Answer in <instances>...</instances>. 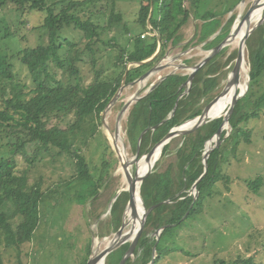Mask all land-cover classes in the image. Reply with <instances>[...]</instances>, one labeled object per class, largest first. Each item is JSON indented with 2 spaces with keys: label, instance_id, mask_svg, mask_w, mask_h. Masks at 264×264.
I'll use <instances>...</instances> for the list:
<instances>
[{
  "label": "trees",
  "instance_id": "1",
  "mask_svg": "<svg viewBox=\"0 0 264 264\" xmlns=\"http://www.w3.org/2000/svg\"><path fill=\"white\" fill-rule=\"evenodd\" d=\"M101 1L0 0V14L9 3L14 4L16 10L21 11L22 14L32 10L45 12L46 16L41 28H44L50 37L48 45L24 47L9 54L1 50L2 41L13 36L14 31L12 32L10 25H7L4 36L0 31V136L6 138L12 135L16 140L13 143L17 147L16 150L26 155L28 145H34L36 149L34 154L41 152L40 150L50 153L56 148L58 154L72 157L76 171L67 184L69 187L73 182L81 183L77 196L84 202L100 192L106 183V189L109 190L112 183L110 176L115 168L113 171H107L103 167L102 170L105 172L97 173L96 177L90 170L84 150L102 132V113L119 89L124 75L127 73L126 83L129 84L151 69L155 62L165 56L171 45L177 46L180 43L183 39L181 29L192 16L202 20L200 26L197 25L194 37L197 38L196 43H203L206 50L218 45L230 33L234 23V18H231L221 32L210 39L221 28L222 22L212 12L199 10L200 0H141L137 22L148 31L146 26L153 6L150 23L158 35L149 39L142 38L141 34L133 37L130 41L131 47H119V53L114 60L115 70L106 75L97 72L94 80L86 84L77 65V61L81 60L80 55H71L75 45L68 41L70 49L67 51V57L60 56L59 51L64 47L63 41H60V30L64 26H74L83 31L88 39L87 48L91 51L92 63L95 65L97 52L93 44L101 40L99 30L103 27L93 20V15L102 12L94 9ZM111 14L113 16L110 15L109 25L114 21L119 22L122 18L121 14L114 13V8ZM263 26L264 23L255 33ZM255 33L251 34L247 41L251 48V41L254 38L256 42L258 41ZM258 43L260 47L251 50L249 89L238 101L230 118L232 134L238 136L249 134L241 130L240 124L246 121L245 119L258 114L257 110L244 112L242 107L243 100L253 92L264 73L263 38ZM160 44V53L154 61L130 67L128 70V63H139L151 58ZM189 46L190 44L184 45V49ZM226 50L227 48L223 49L196 73L188 93L183 95L186 89L184 83L189 77V73L183 70L169 74L155 89L144 94L130 106L126 116V132L134 150H137L141 133L150 127L142 138L140 156L147 154L171 129L189 119H194L203 112L205 105H208L214 97L213 90L219 86L226 68L237 56L235 51L221 63L219 58ZM48 51L53 52L60 61L61 67L68 72L67 81L53 75L44 67L41 58ZM15 59L20 61L23 69L25 66L28 70L30 82L19 78ZM189 61L190 59H185L184 62ZM202 100L205 105H201ZM177 101V110L174 116L169 118ZM262 105H264V93L256 100L257 108ZM222 120L223 116L208 120L196 130L172 138L164 146L160 159L156 161L151 174L145 178L141 186V194L147 209L157 204L158 206H155L147 216L145 230L136 248V259L132 261L130 257L126 264H150L155 245L156 253L152 264H158L167 253L175 251L176 244L169 239L174 238L176 230L187 219L202 210L212 185L227 178L220 173L219 168L224 144L231 136L226 137L227 133L223 131L224 143L210 153L208 171L198 183L197 199L194 200V195L190 194L192 186L205 170L203 160L206 143L217 133ZM154 126L156 128H152ZM109 148L114 154L112 147ZM171 152L175 154V163L161 171L163 160ZM17 166L18 162L14 155H0V238L4 237L7 246L19 248L25 242L31 241L35 235L40 223V204L44 199V192L39 183L30 185L27 172L19 174ZM257 181L258 179L254 182ZM111 191L112 197L119 192L118 189ZM99 199L95 198L90 205L95 207ZM167 200L169 202H165ZM128 202L129 192L122 191L113 203L110 214L101 220L102 223L118 230ZM93 215L96 218L101 216L95 213ZM163 225L168 226L162 231L160 239L158 240L157 237L150 239L149 228ZM129 246L130 242L122 244L108 255L107 261L112 259L118 264ZM116 251L118 254L113 257ZM87 262L88 259L83 264ZM221 264L228 263L221 261ZM231 264L263 263L257 262L250 256Z\"/></svg>",
  "mask_w": 264,
  "mask_h": 264
},
{
  "label": "rangeland",
  "instance_id": "2",
  "mask_svg": "<svg viewBox=\"0 0 264 264\" xmlns=\"http://www.w3.org/2000/svg\"><path fill=\"white\" fill-rule=\"evenodd\" d=\"M200 1L199 10L212 12L222 22L221 28L210 38L213 39L231 18H234L233 28L234 24L245 15L255 0ZM186 5H189L188 2ZM140 6L141 0H102L94 7L97 11L101 10L102 12L94 14L93 20L103 27L99 30L101 40L93 44L97 52L95 65L92 63L91 51L87 48L88 39L85 33L74 26H64L60 30V41L64 43V47L59 51L60 56L62 58L67 57V51L70 49L69 42L75 45L71 55H80L81 60L77 61V65L86 84L94 80L97 72L103 75L113 72L115 70L114 60L116 54L119 53V47H131L130 41L133 37L141 34L142 38L149 39L151 36L158 35L149 23V18L146 26L148 31H145L142 25L137 22ZM113 8L114 13L121 14L122 18L119 22L114 21L109 25L110 15L113 16L111 14ZM45 16V12L38 10L26 11L22 14L21 11L16 10L14 4H7L3 13L0 14V31L1 35L4 36L7 25H10L14 35L12 34L13 36L2 41L1 50L13 54L24 47L48 45L49 33L41 28ZM201 23L202 20L195 19L194 16L188 20L181 29L180 33L183 39L180 43L177 46L171 45L166 55L155 62V65L165 64L167 66L146 80L148 83L146 81L126 83L118 101L106 113L105 120L108 129L102 123V132L85 148L84 154L93 175L97 177V173L105 172L102 170L103 167L107 171H113L115 168L110 176L112 183L109 190L106 189V183L100 192L84 202L77 196L81 183L73 182L69 187L67 184L76 171L72 157L67 154H58L56 148H53L50 153L40 150L41 152L34 154L36 150L34 145H28L26 155L16 150L17 147L13 145L16 140L12 135L6 138L0 136V155H14L18 162V173L22 174L26 171L30 185L39 183L44 192V199L40 204V223L33 239L18 248L7 246L4 237L0 238V264H83L86 259L89 261L92 254L107 247L109 241L115 237L116 232L120 229L115 230L101 221L112 210L111 203L114 197L111 195V189H118V191L124 189L123 191H126L128 186L124 169L114 150L111 137L112 134H115L120 111L124 104L137 92L139 96H143L152 84L170 72L185 70V72L190 73V69H182L179 66L181 64L193 66L209 53L210 50L204 49L203 43H196L197 38L194 37L197 25L200 26ZM256 23L253 22L251 26L253 27ZM256 29L251 34L255 33ZM261 29L255 33L258 41L262 38L264 41V26ZM238 41L235 38L225 47L227 48L226 52L219 58L221 63L226 61L233 52L236 51L238 54L240 43ZM258 41L256 42L255 38L251 41L250 45L253 49L260 47ZM186 44H190V46L184 49ZM262 45L264 48V43ZM252 48L246 43L244 69L241 71V82L246 84V89L247 87L249 89L250 86ZM185 59H190V61L186 63L184 62ZM41 60L44 67L53 75L67 81L68 72L61 67L60 61L52 51L44 54ZM235 61L236 58L226 68V73L222 76L219 86L213 90L214 97L212 100L223 93ZM15 62L19 78L30 82L31 78L26 67L23 66V69L18 59H15ZM139 64L138 62L128 63V67L139 66ZM246 89L247 93L248 89ZM237 90L241 91L240 85ZM262 93H264V73L253 92L242 103L244 112L258 111L257 115L245 119L246 121L240 124L241 130L249 134H241L240 136L232 134L230 123L224 129L227 133L226 137H231L224 144L219 171L227 178L212 185L202 210L187 219L176 230L174 238L169 239L176 244V250L167 253L158 264H221V261L231 264L238 259H245L250 256L254 257L257 262L264 264V105L256 107V100ZM200 103L205 105L203 100ZM226 103L225 97H222L213 108L220 109ZM231 103L232 101L222 113L225 114ZM129 108L120 122V134L121 144L125 146L126 158L130 161L128 167L132 173H135L140 169V166L145 165L142 158L146 154L138 157V166L131 162L136 157L137 150H134L133 145L129 143L126 132V116ZM2 134L6 135L4 132ZM215 143L212 141L213 145ZM223 143L224 140L221 145ZM109 147H112L114 154L111 153ZM107 149L109 150L107 151ZM160 157L161 150L160 155L154 160H159ZM175 161V154L169 153L163 160L160 170H165ZM257 179L258 181L254 182ZM190 194L195 195L196 191L192 188ZM95 198L100 199L95 207H92L90 204ZM89 211H93V213H89ZM94 213L95 215L101 214V216L96 218ZM127 213L128 204L120 225L121 227L124 221L128 223L124 228V233L132 229L133 223L136 227L138 226V223L129 221ZM158 228L155 226L149 228L148 236L150 239L157 237ZM127 242L131 243V239ZM117 254V251L114 252L113 257ZM107 257L104 264H116L112 259L107 261ZM135 259L136 256H132V261Z\"/></svg>",
  "mask_w": 264,
  "mask_h": 264
},
{
  "label": "water",
  "instance_id": "3",
  "mask_svg": "<svg viewBox=\"0 0 264 264\" xmlns=\"http://www.w3.org/2000/svg\"><path fill=\"white\" fill-rule=\"evenodd\" d=\"M264 6V0H255L251 6L249 7V9L246 11L245 15L239 19L233 26V28L231 29L230 33L218 44L216 45L213 49H211L209 51V53L197 64L193 65V66H188L186 64H181L179 66V68L182 69H190L191 72L189 73V77L188 80L184 83V86H186V89L183 93L186 94L188 93L191 88H192V84H193V80L195 78L196 73L203 68L213 57H215L218 53H220L226 46H228L239 34V30L241 28V26L244 25V23H246L247 25V29L246 32L243 34V36L240 39V43H239V48H238V54L236 57V61L233 67V70L230 74V76H234L233 80L231 83H233V85L235 86H239L241 83V71H242V67L244 65L245 62V48H246V43L248 38L250 37L251 33L260 26V24H262L264 22V17H262L259 21H257V23L252 27V19H253V13L254 11L261 7ZM154 7L152 6L151 8V12L149 15V23L151 21V17H152V12H153ZM161 50V45H159V48L157 50V52L149 59L145 60V61H141L139 62L141 64L144 63H148L150 61H152L160 52ZM166 55V54H165ZM167 66V65H166ZM165 65H154L151 69H149L147 72H145L142 76H140L138 78V80L136 79L134 81V83L136 82H144L146 80H148L155 72L160 71L162 69H164L166 67ZM130 69V67H128V70ZM127 70V71H128ZM175 73L170 72L166 75H164L163 77H161L159 79L158 82L152 84L148 90L147 93H149L150 91H152L153 89H155V87L161 83L169 74ZM126 76L127 73L124 75L123 77V81L119 87V89L117 90V92L115 93V95L112 97L111 101L108 103V105L106 106L105 110L103 111V116H102V123L104 124V126L108 129V124L106 123L105 120V116L106 113L112 108V106L118 101L122 91L124 90V88L126 87ZM230 76H229V80H228V84L227 86L224 88V91L228 88V86L230 85ZM248 89V87H247ZM246 89V90H247ZM223 91V92H224ZM246 91H240L237 90L234 96V101L233 103H231V105L229 106V108L227 109V111L225 112V114L223 115V120L222 123L217 131V133L208 141V142H212L215 141V145L213 146L212 149L208 150L207 149V143H206V150L204 152V165H205V170L204 173L201 175V177L194 183V185L192 186V188L196 191V194L194 195V200L197 199L198 195H199V189H198V183L200 182V180L202 179V177L207 173L208 171V159L210 157V153L211 151L216 148L219 147L223 141L222 139V134L223 131L225 129V126L227 124L230 123V118L234 113L235 107L238 103V101L245 95ZM182 96V95H181ZM143 96H139V93L137 92L134 96H132L123 106V108L120 111L119 114V119H118V124L116 127V131L115 134H112V141H113V147L114 150L120 160V163L124 169L125 172V176L128 182V186L126 191L129 192V202H128V210L130 211L131 214V218L132 221L136 222V220L138 218H140L138 226L135 227V224H133L132 229H130L129 232H125L124 233V228L125 226L128 224L126 221L123 222L122 226L120 227V229L116 232V235L113 239H111L109 241V244L107 245V247L103 250H101L100 252H96L94 254L91 255V257L89 258V261L87 262V264H96V262L103 260L105 261L106 257L117 247H119L120 245L126 243V241H128L129 239H131V243L129 248L127 249V251L125 252V254L123 255L121 261L119 264H125L127 262V260L136 255V248L139 242V239L144 231L145 225H146V220H147V216L149 214V212L155 207L158 206L154 205L153 207L146 209V205L145 202L143 200V197L141 195V186L143 181L145 180L146 177H148L151 172L152 169L156 163L157 160H154L153 163L151 164L149 170L144 174V175H139V170H137L135 173H132V171L130 170V168L128 167V164L130 163V161L127 160L126 155H125V146L124 144H122V147L124 149L123 152H121L120 150V146L118 144V139H120L121 134H120V122L122 120V117L124 116V114L127 112L128 108L132 105V103L138 101L139 99H141ZM219 96H217L215 99H213L210 103H208V105L205 107V109L203 110V112L195 117L194 119L191 120H195L197 119V123L191 127V128H184V123L178 127H175L173 129H171L168 134L162 138L145 156H147L149 158V160L152 162V159L155 155L156 149L159 147L161 152L164 148V146L174 137L179 136V135H185L188 134L194 130H196L198 127L202 126L203 124H205L208 120H212L215 118H219L222 117L221 115H216L213 117H206V111L207 109L217 100ZM178 107V101L176 102V105L171 113V115L169 116V118H171L172 116H174L176 110ZM189 120V121H191ZM152 128H156V126L152 127ZM150 129V127L146 128L141 135L139 136L138 139V146H137V155L136 157L131 161L132 163H136V165L138 166V160H139V153H140V148H141V141L142 138L144 136V134ZM121 142V141H120ZM141 157V156H140ZM137 182H139V187H140V199H141V205L144 208V211L142 213V215L140 216V214H138V209H137V203H136V184ZM124 190V189H123ZM119 191L117 193V195L114 197V199L112 200L111 203V207L113 205V202L116 201L117 197L120 195V193L123 191ZM165 202H169V200L165 201ZM160 204V203H159ZM194 204V203H193ZM192 204V205H193ZM128 215V213H127ZM168 225H163L160 226L157 229V238L158 240L160 239V235L162 233V231L167 227ZM172 226V225H171ZM155 253H156V245L154 246L153 249V259L151 261L150 264L153 263L154 259H155Z\"/></svg>",
  "mask_w": 264,
  "mask_h": 264
},
{
  "label": "bare ground",
  "instance_id": "4",
  "mask_svg": "<svg viewBox=\"0 0 264 264\" xmlns=\"http://www.w3.org/2000/svg\"><path fill=\"white\" fill-rule=\"evenodd\" d=\"M264 16V6H261L259 8H257L254 13H253V19H252V23L253 22H257L259 21L262 17ZM246 29H247V25L246 23H244V25L240 28L239 30V34L238 36L236 37V40L238 39L240 41L241 37L243 36V34L246 32ZM238 41V42H239ZM171 55V54H170ZM171 57V56H170ZM176 57V56H174ZM170 59V58H169ZM172 61V60H171ZM245 63V62H244ZM174 64V63H173ZM165 65V64H164ZM177 65V64H176ZM176 69V68H175ZM174 69V70H175ZM244 69V65L242 67V70ZM166 72V71H165ZM162 75V74H161ZM245 75V74H244ZM233 77L234 76H230V85L228 86V88L217 98V100L207 109L206 111V117H211V116H216V115H221L223 116L224 113H222V111L227 107V105L232 101H234V96H235V93L237 91V88L238 86H235L233 85L232 80H233ZM159 80V79H158ZM147 82V81H146ZM158 82V81H156ZM148 83V82H147ZM146 85V84H145ZM148 85V84H147ZM143 88V87H142ZM145 88V87H144ZM240 89L241 91H245L246 89V84L244 83H240ZM142 90V89H141ZM222 97H225V100L227 101V103L225 104L224 107H220V109H217V108H213V106L222 98ZM213 108V109H212ZM130 110V109H129ZM113 114V113H112ZM111 114V115H112ZM110 120V119H109ZM113 120V119H112ZM197 119L195 120H191V121H187L184 123V128H191L193 127L196 123H197ZM115 124V123H114ZM125 124V123H124ZM113 125V124H112ZM117 125V124H116ZM127 127V126H126ZM227 127V125L225 126V128ZM111 129V128H110ZM123 130V129H122ZM121 137L120 139H118V144L120 146V150L121 152L124 151L123 147H122V144H121ZM112 142V141H111ZM113 143V142H112ZM126 144V143H125ZM213 144L212 142H210L208 145H207V149L210 150L213 148ZM160 155V148L158 147L156 149V152H155V155L153 157V160L152 162L149 160V158L147 156H143L142 160L144 162V166H140V169H139V175H144L150 168L151 164L153 163L154 159L157 158L158 156ZM139 191H140V187H139V182H137L136 184V203H137V209H138V214H140V216L142 215L143 211H144V208L143 206L141 205V199H140V194H139ZM128 216H129V221L130 222H134L132 221V218H131V214H130V211L128 210ZM139 220L140 218H138L136 220V223H139ZM134 224V223H133ZM136 227V225H135ZM104 248V247H103ZM96 264H104V261L103 260H100L98 262H96Z\"/></svg>",
  "mask_w": 264,
  "mask_h": 264
},
{
  "label": "crops",
  "instance_id": "5",
  "mask_svg": "<svg viewBox=\"0 0 264 264\" xmlns=\"http://www.w3.org/2000/svg\"><path fill=\"white\" fill-rule=\"evenodd\" d=\"M214 37H215V36H214ZM160 45H161V44H160ZM158 48H159V47H158ZM159 53H160V52H159ZM158 55H159V54H158ZM158 55H157V56H158ZM148 90H149V89H148ZM148 90H147V92H148Z\"/></svg>",
  "mask_w": 264,
  "mask_h": 264
}]
</instances>
